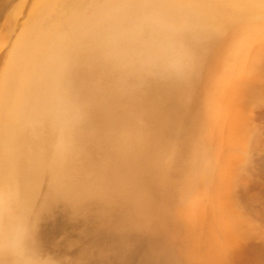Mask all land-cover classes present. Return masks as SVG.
Instances as JSON below:
<instances>
[{
  "label": "bare ground",
  "instance_id": "1",
  "mask_svg": "<svg viewBox=\"0 0 264 264\" xmlns=\"http://www.w3.org/2000/svg\"><path fill=\"white\" fill-rule=\"evenodd\" d=\"M263 106L264 0H0V264H264Z\"/></svg>",
  "mask_w": 264,
  "mask_h": 264
},
{
  "label": "rangeland",
  "instance_id": "2",
  "mask_svg": "<svg viewBox=\"0 0 264 264\" xmlns=\"http://www.w3.org/2000/svg\"><path fill=\"white\" fill-rule=\"evenodd\" d=\"M261 107H262V106H261ZM261 109H264V106H263V108H261ZM258 110H260V109H256V110H254V114H253V115H256V113H257ZM263 186H264V185H263ZM263 186H262V187H263Z\"/></svg>",
  "mask_w": 264,
  "mask_h": 264
}]
</instances>
